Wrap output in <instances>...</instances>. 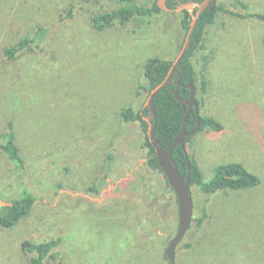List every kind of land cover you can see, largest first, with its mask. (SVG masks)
<instances>
[{
  "label": "rangeland",
  "instance_id": "obj_1",
  "mask_svg": "<svg viewBox=\"0 0 264 264\" xmlns=\"http://www.w3.org/2000/svg\"><path fill=\"white\" fill-rule=\"evenodd\" d=\"M128 5L0 0V140L11 123L26 161L17 170L0 152V207L23 190L35 199L13 228L0 226V264H27L32 254L21 244L52 239L61 242L47 264H168L176 200L145 165L139 122H122L119 113L144 107L148 58L175 59L183 11L93 29V15ZM215 7L191 62L207 83L197 95L200 113L222 129L197 131L186 153L204 180L235 162L260 183L211 196L191 187L193 216L175 264H264V0ZM24 38L30 48L8 58L5 50Z\"/></svg>",
  "mask_w": 264,
  "mask_h": 264
},
{
  "label": "trees",
  "instance_id": "obj_2",
  "mask_svg": "<svg viewBox=\"0 0 264 264\" xmlns=\"http://www.w3.org/2000/svg\"><path fill=\"white\" fill-rule=\"evenodd\" d=\"M110 1L127 3L129 5L126 7H118L109 12L93 15L91 18V25L96 31H103L112 25L124 27L134 19L137 20L141 17H151L161 12V10L157 7L156 2L151 7H144L136 5V0ZM202 1L203 0H166L165 3L169 9H175L180 4L189 2L200 3ZM219 10V7H215L211 14H208V11L206 10L202 15H200L194 29L192 41L194 39L196 40V43L200 41L203 28L213 23L215 14ZM182 14L183 18L180 22V29L186 35L191 16L186 11H183ZM253 16L257 17L256 15ZM32 42L33 40L31 39H21L15 46L6 49L5 54L8 58L13 59L22 51L29 49V44ZM196 43H194L192 48L185 54L177 69L176 76H178L180 80V86L177 89V93L180 98L187 99L189 97V89L187 86L191 84L194 87L195 98L199 107L198 117L200 125L198 131L209 129L217 132L222 129V125L214 118L203 116L200 113L203 101L198 99L197 95L198 93L201 95L206 93L207 83L204 77L201 76L199 78L191 62L193 50L197 47ZM172 62L173 60H164L158 57H150L145 61L142 67V75L145 85L139 86V88L146 93V98L150 90L156 87L165 78ZM175 83V80H173L169 86L162 89L154 98L156 115L154 134L164 149H167L179 134L186 109V107L185 109L182 108L181 104L177 102L171 93V89L175 88ZM147 113L148 110L144 107L137 111H134L131 107H126L120 111L119 117L121 121L125 123L139 122L144 139L142 147L147 149L145 165L150 170L161 173L158 168L155 150L149 143L146 135L147 124L144 121V117ZM195 124L196 116L194 114V110H192L185 121L186 130H192ZM15 139L12 124L8 123L7 130L2 135L0 140V152L14 165L17 170H24L26 167V161L21 155ZM190 139L191 136L185 138V149ZM187 158L190 169V186L196 187L203 195L211 196L221 191H241L251 189L255 188L260 183L258 177L248 172L241 164L235 162L216 166L213 170L212 177L204 180L202 172L196 162L188 154ZM172 159L179 174L182 177H185L187 172L185 154L179 145L173 149ZM166 185L168 186L167 182ZM34 201V197L26 190H23L18 198L10 201V204L0 207V226L6 229L13 228L21 219L30 213ZM198 222L201 223L202 219H199ZM60 242V239H52L39 243L24 241L21 244V247L26 253L32 254L27 264H47L46 261L51 256V251L56 248Z\"/></svg>",
  "mask_w": 264,
  "mask_h": 264
},
{
  "label": "water",
  "instance_id": "obj_3",
  "mask_svg": "<svg viewBox=\"0 0 264 264\" xmlns=\"http://www.w3.org/2000/svg\"><path fill=\"white\" fill-rule=\"evenodd\" d=\"M166 0H157V7L164 12H180L186 11L191 16L189 28L186 32L183 44L179 49L175 59L173 60L165 78L147 95V98L144 102V108L148 110L147 115L144 117V121L147 124V139L151 146L155 150L156 160L160 172L163 174L168 186L173 191L176 202L178 206V225L175 232V235L170 240L167 248L164 251L165 258L168 261V264H175V249L186 234L189 229L192 216H193V202L191 198V186L189 178V163L187 158L186 149L184 146V140L186 137L194 135L199 130L200 120L198 117L199 107L195 98L194 87L190 84L188 85L189 97L187 99H182L177 93V89L180 86L179 77L176 76L177 69L180 65L181 60L185 54L192 48L193 44L196 43L195 40L192 41V36L196 23L200 15L208 9V14H211L216 5V0H203L200 3L189 2L178 5L175 9H169L166 6ZM173 80H175V88L171 89V93L174 98L179 102L182 108L185 109L184 116L182 119L181 129L177 137L173 140L172 144L164 149L161 143L156 139L154 134V129L156 125V115L154 108V98L156 95L165 87L169 86ZM194 110L196 116V124L194 128L190 131H187L185 128V121L189 116L191 110ZM179 145L184 154H185V163L187 167V172L185 177H182L178 170L175 167L174 161L172 159L173 149Z\"/></svg>",
  "mask_w": 264,
  "mask_h": 264
},
{
  "label": "flooded vegetation",
  "instance_id": "obj_4",
  "mask_svg": "<svg viewBox=\"0 0 264 264\" xmlns=\"http://www.w3.org/2000/svg\"><path fill=\"white\" fill-rule=\"evenodd\" d=\"M206 10L208 11V9H206ZM206 10H205V11H206ZM205 11H204V12H205ZM204 12H203V13H204ZM203 13H202V14H203ZM202 14H201V15H202ZM194 40H195V39H194ZM195 41H196V40H195ZM184 109H185V108H184ZM192 110H193V109H192ZM192 110H191V111H192ZM168 188L170 189L169 186H168ZM170 190H171V189H170ZM171 191H172V190H171ZM172 192H173V191H172ZM173 197H174L175 200H176V197H175L174 193H173ZM176 205H177V202H176ZM177 210H178V206H177ZM177 220H178V219H177ZM177 225H178V222H177ZM168 244H169V243H168ZM167 246H168V245H167ZM166 248H167V247H166ZM175 250H176V249H175Z\"/></svg>",
  "mask_w": 264,
  "mask_h": 264
}]
</instances>
